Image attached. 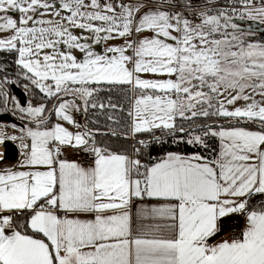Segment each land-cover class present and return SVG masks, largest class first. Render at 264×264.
<instances>
[{
	"label": "snow or ice",
	"instance_id": "obj_1",
	"mask_svg": "<svg viewBox=\"0 0 264 264\" xmlns=\"http://www.w3.org/2000/svg\"><path fill=\"white\" fill-rule=\"evenodd\" d=\"M241 3L244 11L233 14L264 22V0L259 7ZM175 6L171 0L147 10L120 0H0V33L11 32L0 38V50L18 54L17 76L29 82L25 94L30 84L54 101L52 108L22 106L7 90L17 81L0 77V105L9 110L11 103L13 114L28 119L21 136L7 137L21 141L25 170L0 171V264H264V204L249 208L251 198L264 195V45L246 44L227 10L197 12L185 0L199 18L194 22L163 10ZM145 31L152 35L130 39ZM117 38L124 43H108ZM101 43L98 53L93 45ZM142 73L168 78L142 79ZM104 84L140 91L129 112L133 136L151 132L162 143L158 129L210 154L168 152L144 164L98 146L72 113L116 108L94 101ZM239 101L243 106H235ZM45 112L58 122L48 127ZM201 117L228 126L196 124ZM210 137L218 150L210 149ZM65 147L90 154L92 164L62 158ZM145 199L161 203L139 207L134 229L130 207ZM231 214L245 216L241 235L210 244Z\"/></svg>",
	"mask_w": 264,
	"mask_h": 264
},
{
	"label": "trees",
	"instance_id": "obj_2",
	"mask_svg": "<svg viewBox=\"0 0 264 264\" xmlns=\"http://www.w3.org/2000/svg\"><path fill=\"white\" fill-rule=\"evenodd\" d=\"M17 53L15 51L9 52L8 50L0 51V64H4V68L12 69L18 66L15 64ZM3 73V72H2ZM93 87H96L93 85ZM102 91L95 94L93 99L99 103L107 105L109 101L117 105L116 108L105 107L89 108L87 115L82 116V128L87 123L88 129L93 134L97 145L107 147L113 152L128 154L134 158H144L147 164L158 161L164 157L168 152H176L183 155H190L193 153L210 154L207 150L199 146H190L186 143H175L174 138L168 135H162L160 131H155L156 136H160L162 143H156L153 140V133H141L133 136L130 128V115L131 100L135 94H139V90H134L130 85H107L101 86ZM9 91L11 92L10 86ZM141 94V93H140ZM32 104L38 105L45 103L47 108L53 105L54 101H48L44 96L36 92L32 97ZM111 117V119L109 118ZM51 123V118L48 119ZM225 127L228 126V121L223 122ZM252 127V126H249ZM131 139V140H130ZM145 141V144H140V141ZM210 149L218 150V139L208 138L207 140ZM141 145L139 155L134 156L133 147ZM138 147V146H137Z\"/></svg>",
	"mask_w": 264,
	"mask_h": 264
},
{
	"label": "crops",
	"instance_id": "obj_3",
	"mask_svg": "<svg viewBox=\"0 0 264 264\" xmlns=\"http://www.w3.org/2000/svg\"><path fill=\"white\" fill-rule=\"evenodd\" d=\"M50 2L54 3L55 5H58L59 4V0H50ZM62 14H66V13H62ZM43 18L44 19H51L53 17H51L48 14H45L43 16ZM73 31H74V34H77V35H81L82 34L81 33V30L75 29ZM83 34L86 35L87 33H83ZM10 35H11V32H2V33H0V38H5V37H8ZM131 38L132 37H130V39ZM108 43H110L112 45H121V44L124 43V40L122 38H117V39H114V40L109 41ZM104 46L105 45L103 43H101L99 45H93V48H94V50L96 52L102 53L103 52V49H104ZM128 54L131 55V51H129ZM77 55L79 56L80 54L77 53ZM17 57H18V54H17ZM140 75H141V78L142 79H148V80H163V79H167V78H164V77H161V76H156V75L149 74V73H142ZM149 75L154 76V77H151V78L149 77L148 78ZM138 95H140V93L139 94H135L132 97V100H131V110H132V104H133L136 96H138ZM66 99H71V97H67ZM30 100H32V97H31ZM76 103L81 104V105L83 104V102L80 101V100H77ZM52 107H53V105H51L50 108H52ZM77 113L78 112H74L72 114H73L74 119L76 120V122L79 123L82 126V116H81V118H77L76 117V114ZM79 113H81V111ZM81 114L83 115V113H81ZM44 115H46L48 117V119L51 118V120H50L51 123L49 125H47L48 127H51L53 124H55L56 122H58L57 121V118H56V116H55V114L53 112H45ZM59 122L65 128H67L69 131L76 132L78 130V129L74 128L72 125L68 124L67 122H64V121H59ZM27 123H28V120H27ZM131 123H132V117L130 116V128H131ZM23 124L25 125L26 123H23ZM28 126L34 128L35 127V124H29ZM21 128H23V127H21ZM79 130L82 131L83 128L81 127V129H79ZM155 131H160V130L157 129ZM146 133H148V132H146ZM138 134H141V133H138ZM21 135H22V132H21ZM16 137H19V135H16ZM15 141L18 144V158H17V160L15 162L2 161L0 159V171H3L4 169L25 170V169H21L19 167L20 164H21V162H22V160H23L22 153L24 151L21 148V146H20L21 145V141L19 139L15 140ZM98 146H100V145H98ZM101 147H103V146H101ZM218 149H219V142H218ZM62 158H66L69 161L78 162V163H80L84 167L90 166L92 164V162H93V156H91L88 153L83 152L82 150H76V149H73L71 147H65L63 149ZM155 162H157V161H155ZM155 162H153V163H155ZM153 163H150V164H153ZM159 203H161V202L160 201H157V200H150V199H145L143 201H140V200L133 201V203H132V205L130 207L131 221H132V224H133V228L135 229V226H136V224L138 222L137 221V215H136V213H137V209L139 207H141L142 205L151 206V205H155V204H159ZM261 204H264V195H257V196H255V197H253V198L250 199L249 208L251 210L252 208H255L257 206H260ZM79 218L80 219L87 220V219H93L94 216L93 215H80ZM245 227H246V219H245V216L240 215V214H231L229 217L222 218V224H221L220 231L209 240V243L210 244H216V243L222 242L224 240H229L225 236L226 230L232 229V228H241L242 230H244Z\"/></svg>",
	"mask_w": 264,
	"mask_h": 264
},
{
	"label": "rangeland",
	"instance_id": "obj_4",
	"mask_svg": "<svg viewBox=\"0 0 264 264\" xmlns=\"http://www.w3.org/2000/svg\"><path fill=\"white\" fill-rule=\"evenodd\" d=\"M156 6H152L151 8H155ZM147 8L148 7H146L145 8V10H147ZM164 10V9H163ZM166 11V10H165ZM248 18V17H247ZM260 19H255V20H253V19H249L248 18V21L247 20H242L241 21V23H244V22H249V21H259ZM231 22H233V23H235V24H237V26H238V28H239V30H240V32L239 33H237V34H243V40L245 41V43L247 44V43H252V44H260V45H264V30L262 31V32H259V31H246V30H244L243 28H244V26H240V21L239 20H237V19H232V21ZM260 22H261V20H260ZM240 26V27H239ZM262 28L264 29V23L262 22ZM222 31H224L223 29H222ZM227 31L229 32V33H231L233 30L229 27L228 29H227ZM150 35H152L150 32H147V31H145V32H142V33H140V34H138V35H134V36H132V38L131 39H134V40H138V39H141V38H143L144 36H150ZM216 38H222L219 34H217L216 35ZM4 66H5V63L4 64H0V67H3L4 68ZM6 69V68H5ZM18 71H19V69L17 68V67H15V68H12V69H6V72H0V77H3L5 74H7L8 75V77L10 78V79H12V80H16L17 81V83H15V85L16 86H18L19 88H21L24 92H25V89H24V84H26V83H29L28 81H26V80H24L22 77H18L17 76V73H18ZM151 78V77H154V76H151V75H149L148 76V78ZM161 77H164V78H168L167 76H161ZM174 78V77H173ZM11 85V84H10ZM10 85H8L7 86V90L9 91V86ZM29 94H26L27 95V98H28V102L29 101H31L30 99H31V97H33V95L34 94H36V92H39L38 91V89H35V88H33L30 84H29ZM9 93H10V91H9ZM12 96H14L12 93H10ZM257 99H260V97H257ZM243 104H244V101H239V102H237V104L235 105V106H237V107H240V106H243ZM28 105V104H27ZM27 105L25 106V107H27ZM12 107H13V105L10 103L9 105H8V109L9 110H4L3 109V106L2 105H0V114H2V113H8V114H10V115H12L14 118H16V119H18L19 121H21L22 123H27V118H25V119H20V113L17 111L15 114H13V111H11V109H12ZM81 113H83V114H85L83 111H81ZM223 122H225V120L224 119H218V118H215V117H213V118H208V119H206V118H197L196 120H195V123L196 124H204V123H208V124H223ZM177 123L179 124V123H184V125H185V127H188V122H183V121H180V120H177ZM12 125H14V124H12V123H6L5 124V126H2L1 128H0V133H2V134H4V136H6V134H7V131L8 130H12V131H14V133L16 134V135H21V127H19V126H16L15 128H13L12 127ZM148 133H151V132H148ZM131 140V139H130ZM144 141H146V140H144ZM2 144V142H0V145ZM2 146V145H1ZM138 146V147H137ZM137 146H135L134 145V147H133V149H139V152H140V149L142 148V146L141 145H137ZM144 159V158H143ZM146 160V159H145ZM147 161V160H146ZM147 164V163H146Z\"/></svg>",
	"mask_w": 264,
	"mask_h": 264
},
{
	"label": "built area",
	"instance_id": "obj_5",
	"mask_svg": "<svg viewBox=\"0 0 264 264\" xmlns=\"http://www.w3.org/2000/svg\"><path fill=\"white\" fill-rule=\"evenodd\" d=\"M101 2H103V0H101ZM120 2H123L124 4H128V5H136L139 3H144L146 7H152V6L157 7L160 4L161 0H120ZM184 2L185 0H171V3L176 6L172 8H165L164 10L169 12H182L186 17L192 19L194 22H199V18L197 16H193L192 12H190L187 8L184 7ZM191 3L193 5V8L197 12L201 10L212 9L213 12L211 14H216V10H227L228 15L231 16L232 19L239 20L240 24L242 20H248L247 16L241 18L239 15L233 14L232 11L233 9H235L237 13L244 11L245 5L241 3V0H212L211 3H209L208 0H191ZM252 4L256 7H259L261 5V0H252ZM119 10L120 9L117 8V11ZM29 92L30 91H28L27 94H29ZM76 117L81 118V113L78 112L76 114ZM137 159H139L144 164L147 163V161L141 157H138ZM242 231L243 230L241 228L228 229L225 232V236L229 240H231L234 237H239Z\"/></svg>",
	"mask_w": 264,
	"mask_h": 264
},
{
	"label": "water",
	"instance_id": "obj_6",
	"mask_svg": "<svg viewBox=\"0 0 264 264\" xmlns=\"http://www.w3.org/2000/svg\"><path fill=\"white\" fill-rule=\"evenodd\" d=\"M261 22L259 21H252L250 25L244 27L243 29L246 31H259L262 32L264 29L261 26ZM10 89L12 94L19 100L22 106H26L28 104V98L25 92L16 86L15 84L10 85ZM5 122V123H12L16 126L23 127L24 124L19 121L18 119L14 118L12 115L8 113H2L0 114V123ZM2 161H8V162H15L18 158V147L17 145L9 140L5 139L2 142Z\"/></svg>",
	"mask_w": 264,
	"mask_h": 264
},
{
	"label": "bare ground",
	"instance_id": "obj_7",
	"mask_svg": "<svg viewBox=\"0 0 264 264\" xmlns=\"http://www.w3.org/2000/svg\"><path fill=\"white\" fill-rule=\"evenodd\" d=\"M5 122H2V123H0V128L2 127V126H5ZM11 136H16L15 135V133H14V131H12V130H8L7 131V134H6V136H5V139H8L7 137H11ZM4 139V140H5ZM9 140H11V141H13L16 145H17V147H18V144H17V142L15 141V140H13V139H9ZM17 140V139H16ZM2 151H3V148H2V146L0 145V159L2 158Z\"/></svg>",
	"mask_w": 264,
	"mask_h": 264
},
{
	"label": "flooded vegetation",
	"instance_id": "obj_8",
	"mask_svg": "<svg viewBox=\"0 0 264 264\" xmlns=\"http://www.w3.org/2000/svg\"><path fill=\"white\" fill-rule=\"evenodd\" d=\"M247 21H248V20H247ZM251 22H252V21L241 23L240 26H244V27H246V26L250 25ZM240 26H239V27H240ZM261 26H262V25H261Z\"/></svg>",
	"mask_w": 264,
	"mask_h": 264
}]
</instances>
